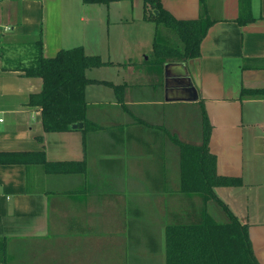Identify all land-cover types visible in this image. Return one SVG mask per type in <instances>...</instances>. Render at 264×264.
<instances>
[{
	"label": "crops",
	"instance_id": "1",
	"mask_svg": "<svg viewBox=\"0 0 264 264\" xmlns=\"http://www.w3.org/2000/svg\"><path fill=\"white\" fill-rule=\"evenodd\" d=\"M120 1L0 0V152H38L0 162L3 264H166L167 226L228 218L180 188L176 141L197 146L206 133L216 173L242 182L214 195L264 264V95L242 93L264 90V0H250L246 23L239 0H205L214 21L200 55L162 65L144 2ZM161 4L176 19L204 14L200 0ZM38 38L44 57L81 47L108 62L88 69L106 71L88 77L86 126L46 132L29 104L42 79L8 54L33 59Z\"/></svg>",
	"mask_w": 264,
	"mask_h": 264
},
{
	"label": "trees",
	"instance_id": "2",
	"mask_svg": "<svg viewBox=\"0 0 264 264\" xmlns=\"http://www.w3.org/2000/svg\"><path fill=\"white\" fill-rule=\"evenodd\" d=\"M109 0H83L85 3H107ZM145 19L176 32L183 48L173 50L153 44L151 62L162 65L170 61H187L200 55V42L214 20L206 15V1L200 0L203 16L196 19H176L161 4V0H143ZM250 0H239V23L252 21ZM159 28V29H158ZM157 37V36H156ZM35 43L33 62L23 67L25 76L40 77L43 85L38 93L29 97V104L41 108L44 131H67L72 124L86 126L84 99L85 86L95 81L86 76V70L108 62L97 55H86L81 47L61 49L53 57L41 54V39ZM170 55V56H169ZM7 62L10 59H5ZM5 61V63H6ZM118 91V89H117ZM245 95H264V90H248ZM93 128V127H92ZM180 150V188L184 192L198 193L206 201H217L224 209L227 220L216 222L206 219L197 224L169 225L165 229L166 264H260L254 255L248 235V225L241 223L224 204L217 200L215 186H240L241 179L216 173L215 157L207 147V133L200 145L192 146L176 141ZM38 152H0L4 163H30ZM2 248V246H1Z\"/></svg>",
	"mask_w": 264,
	"mask_h": 264
},
{
	"label": "rangeland",
	"instance_id": "3",
	"mask_svg": "<svg viewBox=\"0 0 264 264\" xmlns=\"http://www.w3.org/2000/svg\"><path fill=\"white\" fill-rule=\"evenodd\" d=\"M136 1L138 2V4H140V3L143 2V0H121L120 1V4H122V3H128V4H130L131 2L136 3ZM156 38H157V42L159 44H161V45H163V46H165V47L173 50V52L170 53V55L175 54L174 51H180L183 48V45H182L181 41L179 40V38L176 35V32H174L172 29L165 28L164 26H160V29L158 31V34H157V37ZM150 47H151V42L149 43V50H150ZM9 52L10 51H8V50L7 51L4 50V53L6 55ZM10 54L13 55V56H9V54H8V57H10V59L19 56V57L14 58V59L18 60V62L20 60H23V62L21 63V65L26 66V65H30L33 62V59H34V56H35V49H34V53H32L33 54V59H31V60H29L27 53L24 52L23 53L24 56H23L21 54V52L19 51V49L18 50L16 49L15 52L10 53ZM151 56L152 55L150 54V57ZM104 69H106V68H103V69H100V70L93 69V70H91V72H90V70H86V76L87 77H92V76L97 75V74L104 75L105 74L104 71H106ZM3 262H4V259H3L2 254L0 253V264H3Z\"/></svg>",
	"mask_w": 264,
	"mask_h": 264
},
{
	"label": "water",
	"instance_id": "4",
	"mask_svg": "<svg viewBox=\"0 0 264 264\" xmlns=\"http://www.w3.org/2000/svg\"><path fill=\"white\" fill-rule=\"evenodd\" d=\"M82 127V122L72 124V128Z\"/></svg>",
	"mask_w": 264,
	"mask_h": 264
}]
</instances>
